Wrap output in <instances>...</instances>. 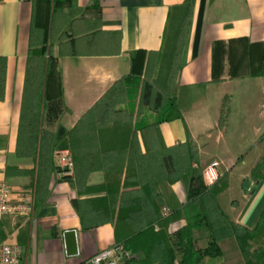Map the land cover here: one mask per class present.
Wrapping results in <instances>:
<instances>
[{
    "label": "crops",
    "instance_id": "1",
    "mask_svg": "<svg viewBox=\"0 0 264 264\" xmlns=\"http://www.w3.org/2000/svg\"><path fill=\"white\" fill-rule=\"evenodd\" d=\"M54 1L0 0V179L15 193L34 190L36 173L34 161L14 154L21 113L28 103L29 57L45 47V60L54 61L59 77L46 88L41 110L42 129L55 136L47 199L33 205L30 217L6 216L0 223V241L22 249V264H86L115 244L112 224L83 226L93 224L90 203L105 193L73 187L74 176L56 173L54 154L70 152L68 132L117 81L131 71L143 73L150 53L162 56L173 12L185 0H74V7L54 13V29L63 16H71L62 30L67 38L59 39L53 29L52 40L48 34L43 44L42 26L50 23ZM66 49L69 53L61 56ZM73 49L77 55H70ZM175 96L181 119L159 124L158 136L148 146L168 150L191 141L201 169L217 162L219 176L229 175V188L218 196L220 208L230 221L252 229L264 209V181L250 178L264 156V0H193ZM225 98H229V117L221 130ZM141 118L151 124L155 114L145 109ZM137 145L145 154L140 132ZM188 179L161 188L165 205L179 210L185 206ZM233 179L239 187L238 205L231 199L225 210L221 198L232 189ZM103 183L102 172H93L87 186ZM185 224L182 216L168 228L177 231ZM70 230L77 246L73 256L66 254L63 241V233ZM193 236L195 242L206 239L197 231ZM131 257L143 260L144 253Z\"/></svg>",
    "mask_w": 264,
    "mask_h": 264
},
{
    "label": "trees",
    "instance_id": "2",
    "mask_svg": "<svg viewBox=\"0 0 264 264\" xmlns=\"http://www.w3.org/2000/svg\"><path fill=\"white\" fill-rule=\"evenodd\" d=\"M64 6L74 7L75 2L54 1L50 23L47 21L42 26L45 37L43 44L48 34L52 40L54 24L56 26L54 13L58 9L62 13ZM192 8L193 0H185L175 8L162 56L159 58L157 53H150L143 73L131 71L117 81L68 133L74 181L85 179L92 171H103L107 179L103 187L107 198L100 200L106 205L90 214L93 224L83 226L89 228L110 223L114 227L115 244L131 254L144 253L143 260L131 257L121 264H201L206 258L221 257L222 245L229 239L236 242L243 264H264V209L252 229L230 221L217 199L227 189V173L220 176L214 185L207 186L198 166L197 149L191 141L168 150L150 147L147 143L157 138L159 124L181 119L176 104L175 84ZM70 19L71 16H63L59 28L54 29L59 32V39L67 38L62 30ZM67 52L69 49L61 50L60 55ZM77 54L75 49L70 51V55ZM45 55L43 47L29 57L28 103L21 113L15 150L17 157L31 159L36 164L34 206L45 203L54 171L55 136L42 129L41 110L44 111L47 101L46 88L59 77L54 69V61L49 57L45 60ZM134 59L132 56L131 62ZM124 105L127 108L121 107ZM145 109L155 114L151 124L141 118ZM228 117L229 98H225L221 106L219 129L227 126ZM137 132H140L146 144L145 154L139 153ZM109 160L138 165L131 166L136 171L131 176L127 175L122 188L118 183L121 172L107 169L111 166ZM250 176L253 182L264 181V156L251 170ZM184 177H189L185 206L181 210L168 207L161 188ZM76 185L72 184L78 187ZM163 208H168L171 213L165 216ZM182 216L185 227L175 233L176 240L172 242L167 229L170 223ZM194 231L200 235L206 234L204 248L195 247ZM250 242L257 245L253 251Z\"/></svg>",
    "mask_w": 264,
    "mask_h": 264
},
{
    "label": "built area",
    "instance_id": "3",
    "mask_svg": "<svg viewBox=\"0 0 264 264\" xmlns=\"http://www.w3.org/2000/svg\"><path fill=\"white\" fill-rule=\"evenodd\" d=\"M3 157L0 156V161ZM55 171L63 178L73 177V160L70 152H58L54 154ZM218 163L212 162L203 170L207 186L214 185L218 179ZM33 212L32 192H13L8 184L0 179V223L6 216L17 218H28ZM163 214L167 211L163 208ZM23 251L19 246L6 244L0 241V264H22ZM130 259L128 253L123 252L121 247L113 245L103 250L88 260V264H121Z\"/></svg>",
    "mask_w": 264,
    "mask_h": 264
},
{
    "label": "rangeland",
    "instance_id": "4",
    "mask_svg": "<svg viewBox=\"0 0 264 264\" xmlns=\"http://www.w3.org/2000/svg\"><path fill=\"white\" fill-rule=\"evenodd\" d=\"M136 71H138V70H136ZM73 129V128H72ZM71 129V130H72ZM70 130V131H71ZM69 131V132H70ZM68 132V133H69ZM229 144H230V148H231V150H235L236 149V145L233 143V141L232 140H229ZM238 146V145H237ZM16 150V149H15ZM14 154H16L15 152H14ZM71 154V153H70ZM16 156V155H15ZM17 157V156H16ZM19 158V157H18ZM19 159H25V158H19ZM261 159V158H260ZM259 159V160H260ZM26 160H31V159H26ZM259 160L257 161V163L259 162ZM32 161V160H31ZM110 161V160H109ZM111 162V161H110ZM257 163L254 165V167L257 165ZM120 166H121V169H120ZM131 166H135V167H137L138 165H136V163L134 164L133 162H132V164L130 163V162H128V161H125V162H121V161H118V160H116V161H113V162H111V166H109L107 169H109L110 171H112L113 170V172H121V176H120V180H119V186L122 188V186H123V183H124V181H125V179L127 178V175H129V176H131V174L134 172V171H136V169H134V168H131ZM198 166H199V168H200V163L198 164ZM207 166V165H206ZM206 166H204V167H202V169H201V172L203 173V169L206 167ZM253 167V168H254ZM194 168H197V166H194ZM252 168V169H253ZM93 172H102V174H103V176H104V183L102 184V185H99V186H95V187H88L87 186V181H88V177H89V175L91 174V173H93ZM123 173H125V175H124V179H123ZM250 173H251V171H250ZM228 174V173H227ZM85 175V174H84ZM129 178V177H128ZM250 178H251V176H250ZM106 181H107V179H106V175H105V173L103 172V171H92V172H90L89 174H87V176H86V178L85 179H83V178H80V180L79 179H76V182L74 181L73 183H76L77 185L76 186H78L77 188L78 189H82V188H85L86 190H89V191H96V192H104L105 193V195H106V189H104L103 187L105 186V183H106ZM227 189L229 188V175H228V179H227ZM231 186H232V189L230 190V191H228L227 193H225L224 195H223V197L221 198V205H222V207L226 210V208H225V202H229V201H231V199L232 200H234V201H232L231 202V204H233V205H235V206H237L238 205V200H237V195H238V192H239V187H238V184H237V182H236V180L235 179H233L232 180V182H231ZM226 189V190H227ZM225 190V191H226ZM29 192H32L33 193V196H34V194H35V190H33V189H31V190H28ZM225 191H223L222 193H224ZM220 195V194H219ZM218 195V196H219ZM102 198H107V197H105V196H103V197H100V198H97V199H95L94 201H92L90 204L93 206L92 208V210H91V213L90 214H94L95 213V210L96 209H98V208H100V207H103V206H105L106 205V203H102L100 200L102 199ZM218 199V198H217ZM230 204V203H229ZM33 205H34V198H33ZM218 205H219V202H218ZM164 209H166V211H167V215L168 214H170L171 212H170V210L168 209V208H164ZM163 210V209H162ZM222 210V209H221ZM223 211V210H222ZM92 212H94V213H92ZM95 216H99V215H95ZM179 230H181V229H179ZM179 230H177V231H179ZM177 231H169V228L167 229V232H168V234H169V237H170V239H171V241L172 242H174L176 239H175V233L177 232ZM206 234H204V236H205ZM204 241H207L206 239H204V240H198V241H196L195 242V247L198 249V248H202L201 246L203 245V244H205V242ZM250 244H251V246H252V251L253 250H255V248L257 247V245L254 243V242H250ZM115 245H117V244H115ZM118 246H120L121 247V249H122V251L123 252H126L124 249H123V247L121 246V245H118ZM251 251V252H252ZM126 253H128L129 254V256L131 255V253H129V252H126ZM209 262H207V264H243L244 262H243V259H242V256H241V254H240V251H239V249H238V246H237V244H236V242L233 240V239H229V240H227L223 245H222V256L221 257H219V258H216V259H210L209 258V260H208ZM201 264H204L203 262L201 263Z\"/></svg>",
    "mask_w": 264,
    "mask_h": 264
},
{
    "label": "water",
    "instance_id": "5",
    "mask_svg": "<svg viewBox=\"0 0 264 264\" xmlns=\"http://www.w3.org/2000/svg\"><path fill=\"white\" fill-rule=\"evenodd\" d=\"M63 241L65 246V252L68 256H73L77 254V246L74 231H65L63 233Z\"/></svg>",
    "mask_w": 264,
    "mask_h": 264
}]
</instances>
